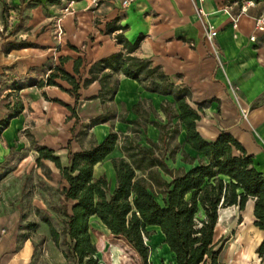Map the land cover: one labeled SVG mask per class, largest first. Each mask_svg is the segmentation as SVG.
I'll use <instances>...</instances> for the list:
<instances>
[{
  "label": "crops",
  "instance_id": "0c3cea01",
  "mask_svg": "<svg viewBox=\"0 0 264 264\" xmlns=\"http://www.w3.org/2000/svg\"><path fill=\"white\" fill-rule=\"evenodd\" d=\"M68 4L73 8L71 13L62 11ZM201 5L205 15L200 19L192 0H135L124 9L109 0L98 5L91 4V0L43 2L34 9V42L7 51L6 54L14 53L16 58L5 62V67L19 64L17 71L23 74L37 69V80H44L54 65L61 64L67 72L84 80L91 76L92 64L115 53L149 60L175 86L190 90L188 102L202 108L196 128L203 137L213 139L222 131L229 133L264 173V23L262 29L256 25L264 16V1L204 0ZM58 18L62 34L56 38L54 22ZM205 24L216 30L210 42L205 38ZM138 37L136 47L130 50ZM102 73L111 74L110 95L100 93L98 78ZM94 74L96 79L80 87L77 101L67 91L70 84L62 80L58 82L63 88L34 84L20 89L23 108L0 130V140L7 135L13 137L12 131L16 132L24 119L34 118L37 126L45 124L47 132L41 138L47 142L42 145L52 150L61 145L65 154L68 148L72 152L88 148L115 132L118 139L106 156L110 157L119 152L121 134L129 135L130 127L139 124L143 117L146 137L158 141L160 129L155 122L167 121L161 105L171 102L172 96L147 91L135 79L108 67ZM56 100L75 106V115ZM170 107L175 109L174 104ZM143 108L146 115H142ZM99 115L106 118L92 123ZM175 123L180 143L184 129L174 117L171 124ZM80 138L86 139L88 145L81 143ZM3 145L0 142V163L8 153ZM184 146L193 152L188 145ZM4 199L0 196V264H37L32 238L20 237L23 233L18 210ZM253 205L254 200L249 198L243 210L236 205L219 208L213 241L224 237L226 245L218 261L264 264V258L259 261L255 258L264 231L253 223ZM149 260L152 264L174 262L165 243L162 247L152 244Z\"/></svg>",
  "mask_w": 264,
  "mask_h": 264
},
{
  "label": "trees",
  "instance_id": "16d2710c",
  "mask_svg": "<svg viewBox=\"0 0 264 264\" xmlns=\"http://www.w3.org/2000/svg\"><path fill=\"white\" fill-rule=\"evenodd\" d=\"M47 3H59L60 0H44ZM264 1V0H253ZM41 3L42 0H35ZM139 37L129 46L136 47ZM5 51L31 45L25 40L9 41ZM108 67L113 72L121 71L143 84L150 92L171 95V102L161 105L166 113L167 121L157 123L160 129L158 141L166 142L177 133V118L184 129L183 144L193 151V156L183 151L182 157L189 159V167L174 173L163 159L155 152L157 141L146 138L148 145L135 143L122 147L129 164L137 174L130 185L132 206L142 228L156 226L163 235V242L173 253L174 262L170 264H217L222 250V239L213 241L214 227L218 218V210L222 207L236 205L243 210L249 198L254 200V225L264 231V173L257 169L253 156L248 154L244 146L232 135L224 131L215 138L203 137L196 128L200 119L201 106L196 108L188 102L190 90L185 86H175L169 77L149 60L133 56H122L120 53L102 58L91 65L89 78L81 80L67 72L61 64L54 65L44 80H33L25 84L13 82L12 88L20 89L30 85H55L63 88L58 80L70 84L67 91L77 101L79 89L97 78L94 72ZM109 73H102L98 78L100 93L110 95ZM75 115V106L71 107L60 100ZM174 104L175 109L170 106ZM21 102H14L6 117L0 119V130L8 125L11 117L22 110ZM106 116H96L92 123L103 121ZM118 136L110 132L102 141L79 151L66 154V164L45 145H37L36 161L50 160L60 170L67 185L62 189L65 200H73L70 211L63 208V244L62 253L65 259L74 264H97L95 247L90 241L88 218L95 212V197L99 194L97 187H106L104 175L95 178L93 167L102 161L116 146ZM180 144V143H178ZM181 145V144H180ZM163 174H168L169 179ZM160 196V197H159ZM49 226V234L55 246L60 247V232L48 218H43ZM31 225V224H30ZM20 237H25L24 234ZM140 247V246H139ZM143 249L142 246L139 248ZM258 256H264V237L256 247Z\"/></svg>",
  "mask_w": 264,
  "mask_h": 264
},
{
  "label": "rangeland",
  "instance_id": "374dc122",
  "mask_svg": "<svg viewBox=\"0 0 264 264\" xmlns=\"http://www.w3.org/2000/svg\"><path fill=\"white\" fill-rule=\"evenodd\" d=\"M43 2L45 1L37 3L35 0H0V118L13 111L14 102H21L22 88H12L13 82L25 84L37 80V69L31 70L29 74H23L17 71L19 64L15 63L11 68H6L5 62L16 57H13L14 53L6 54L5 48L9 41L34 42L36 38L34 36L36 30L32 28L34 9ZM54 23V35L58 38L56 22ZM29 111L30 108H27L26 112ZM143 114H147L145 108L142 109ZM142 120L143 117L139 124L130 127L129 135L123 137L121 134L119 152L105 157L93 167L94 177L104 175L107 183L106 187L96 188L95 191L99 194L95 197V212L88 218V231L90 241L96 250L94 255L97 264H152L149 260L152 255V244L155 247L158 245L162 247L164 244L163 235L158 227H141L132 206L130 185L137 173L129 164L122 147L129 143L148 145L147 127ZM176 129L177 133H174L167 143L157 141L155 147V152L165 158L174 173L189 167L190 160L182 157V150L192 156L194 154L185 149L184 144H178L177 139L180 136L178 126ZM46 132L45 124L37 126L34 118H29L24 119L16 132L12 131L13 137L7 135L9 138L4 137L0 140L2 145L4 143L3 146L8 148V153L0 163V196H4L10 207L18 210L19 227L24 235L32 238L33 258L38 261L37 264H74L71 259H65L63 256L64 237L61 233L63 208L70 211L74 201L64 199L62 189L67 183L54 163L47 159H42L40 163L36 161L38 156L36 146L47 142L41 138ZM80 142L88 145L86 139L80 138ZM60 147L56 148L54 153L60 157L62 164H66L65 151ZM163 175L166 179L170 178L168 174ZM43 218H48L53 227L60 232V247L55 246L51 240L49 226ZM220 239L222 245H226V238ZM139 246L143 249L140 250ZM255 258L259 261L264 256L256 254ZM221 262L219 259L217 264ZM231 262L232 260H229L226 264Z\"/></svg>",
  "mask_w": 264,
  "mask_h": 264
},
{
  "label": "built area",
  "instance_id": "2783aa9c",
  "mask_svg": "<svg viewBox=\"0 0 264 264\" xmlns=\"http://www.w3.org/2000/svg\"><path fill=\"white\" fill-rule=\"evenodd\" d=\"M109 1L112 2L113 4H117L120 8L124 9V8H127L135 0H109ZM203 1L204 0H192L194 10L200 19L205 15V12H204L202 5H201ZM100 2H102V0H91V4H93V5H98ZM63 12H65V13L73 12V8L71 7V4H68L67 6H65L63 8ZM263 23H264V16H262L261 18H259L257 20V24H256L257 28L262 29ZM56 30L58 31V35L60 36V34L62 33L60 18H58L56 20ZM204 33H205V38L210 42L214 38V36L216 35V30L214 29V27L212 25L205 24ZM251 39H253V38L251 37ZM242 115H243V117H245V112H243ZM218 264H226V263L221 262Z\"/></svg>",
  "mask_w": 264,
  "mask_h": 264
}]
</instances>
